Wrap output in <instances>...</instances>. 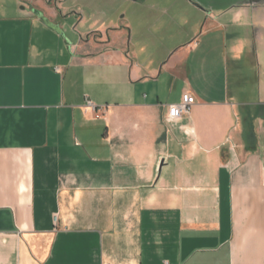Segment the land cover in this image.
<instances>
[{"label":"crops","instance_id":"crops-1","mask_svg":"<svg viewBox=\"0 0 264 264\" xmlns=\"http://www.w3.org/2000/svg\"><path fill=\"white\" fill-rule=\"evenodd\" d=\"M60 1L0 0V264H264V0L165 61Z\"/></svg>","mask_w":264,"mask_h":264},{"label":"rangeland","instance_id":"rangeland-1","mask_svg":"<svg viewBox=\"0 0 264 264\" xmlns=\"http://www.w3.org/2000/svg\"><path fill=\"white\" fill-rule=\"evenodd\" d=\"M189 0L203 10L219 9L228 0ZM60 11L65 25L76 26L79 35L102 30L108 25L133 29L129 43L140 41L147 44L148 53L156 60L165 61L168 50L189 41L194 31L202 28L201 15L188 7L187 0H61ZM34 6L33 4H30ZM77 18V20H76ZM79 20V21H78ZM81 20V21H80ZM201 20V23L197 22ZM94 38L93 35H89ZM132 39V40H131ZM131 46V45H129ZM146 54V55H145Z\"/></svg>","mask_w":264,"mask_h":264},{"label":"built area","instance_id":"built-area-1","mask_svg":"<svg viewBox=\"0 0 264 264\" xmlns=\"http://www.w3.org/2000/svg\"><path fill=\"white\" fill-rule=\"evenodd\" d=\"M194 103L195 100L190 94L183 93L179 103L168 107L166 120L168 122H175L181 117L188 115Z\"/></svg>","mask_w":264,"mask_h":264},{"label":"flooded vegetation","instance_id":"flooded-vegetation-1","mask_svg":"<svg viewBox=\"0 0 264 264\" xmlns=\"http://www.w3.org/2000/svg\"><path fill=\"white\" fill-rule=\"evenodd\" d=\"M250 2V6L253 7V3L255 2V0H249ZM45 3H48V4H51V2H47V0H45ZM31 9L32 11L33 10H36V11H39L40 13H42V11L37 7V6H31ZM112 30H116V28H113V27H108L106 30H97V31H94V32H91V35L94 36V39H100L102 37L103 34H107L108 31H112Z\"/></svg>","mask_w":264,"mask_h":264},{"label":"water","instance_id":"water-1","mask_svg":"<svg viewBox=\"0 0 264 264\" xmlns=\"http://www.w3.org/2000/svg\"><path fill=\"white\" fill-rule=\"evenodd\" d=\"M189 1V0H188ZM195 6H197L196 4H194ZM198 7V6H197ZM33 14L39 19L41 20L46 26L50 27V28H53V29H56L55 26H53L51 23L48 22V20L46 18L43 17V15L39 12V11H36V10H33Z\"/></svg>","mask_w":264,"mask_h":264}]
</instances>
